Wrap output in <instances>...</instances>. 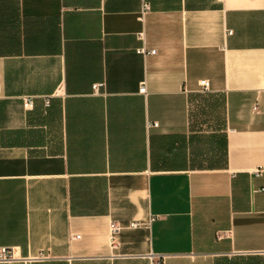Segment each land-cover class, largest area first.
<instances>
[{
	"label": "crops",
	"instance_id": "1",
	"mask_svg": "<svg viewBox=\"0 0 264 264\" xmlns=\"http://www.w3.org/2000/svg\"><path fill=\"white\" fill-rule=\"evenodd\" d=\"M0 247L264 264V0H0Z\"/></svg>",
	"mask_w": 264,
	"mask_h": 264
},
{
	"label": "built area",
	"instance_id": "2",
	"mask_svg": "<svg viewBox=\"0 0 264 264\" xmlns=\"http://www.w3.org/2000/svg\"><path fill=\"white\" fill-rule=\"evenodd\" d=\"M149 8V5L147 2H145L143 4V12ZM230 32V31H228ZM136 52L140 55H142V57H146V55L148 54H154L156 52L155 49H148L147 47H145L144 45H141L139 47L136 48ZM104 86V82H99L96 84L92 85V92L93 93H99L100 89ZM209 81L206 79H202L200 81V88L202 91H207L209 89ZM140 94L145 95L146 94V86H145V82H142L139 89H138ZM26 106H32V100L26 98ZM148 126H156V122H151L147 124ZM110 238L111 241L113 240V237L115 235V233H117L119 231V226L116 223H110ZM79 237V235L77 234H72L70 236V239L72 238H77ZM18 261H24L23 259H21L18 256L17 250L15 247H0V263H6L9 264L11 262H18ZM150 264H154V262L151 261Z\"/></svg>",
	"mask_w": 264,
	"mask_h": 264
}]
</instances>
